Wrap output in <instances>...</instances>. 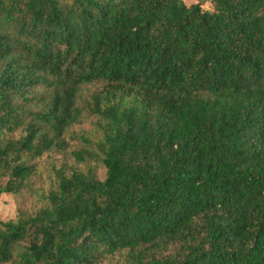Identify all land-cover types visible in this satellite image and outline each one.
Returning a JSON list of instances; mask_svg holds the SVG:
<instances>
[{"label":"trees","instance_id":"1","mask_svg":"<svg viewBox=\"0 0 264 264\" xmlns=\"http://www.w3.org/2000/svg\"><path fill=\"white\" fill-rule=\"evenodd\" d=\"M203 3L0 0V264H264V0Z\"/></svg>","mask_w":264,"mask_h":264},{"label":"rangeland","instance_id":"2","mask_svg":"<svg viewBox=\"0 0 264 264\" xmlns=\"http://www.w3.org/2000/svg\"><path fill=\"white\" fill-rule=\"evenodd\" d=\"M183 2L185 4H191L194 3V0H183ZM89 128L90 125L88 122L75 126V129H80L82 131H86ZM98 175L100 178L104 177V169L102 167L98 169ZM48 182L49 177L43 169L42 173H38L34 178L31 191L24 196L21 197L12 194H2L0 196V220L6 221L14 217L16 208L19 206L34 207L37 205V194H39L41 187L46 188L48 186Z\"/></svg>","mask_w":264,"mask_h":264},{"label":"clouds","instance_id":"3","mask_svg":"<svg viewBox=\"0 0 264 264\" xmlns=\"http://www.w3.org/2000/svg\"><path fill=\"white\" fill-rule=\"evenodd\" d=\"M194 2H198V0H194ZM201 10H202V12L207 11L209 13L214 11V8L211 5L210 0H205V3L201 5Z\"/></svg>","mask_w":264,"mask_h":264}]
</instances>
